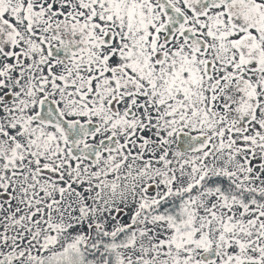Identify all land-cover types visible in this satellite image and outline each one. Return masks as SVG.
Here are the masks:
<instances>
[{
  "label": "snow or ice",
  "instance_id": "6c2138e0",
  "mask_svg": "<svg viewBox=\"0 0 264 264\" xmlns=\"http://www.w3.org/2000/svg\"><path fill=\"white\" fill-rule=\"evenodd\" d=\"M0 264H264V0H0Z\"/></svg>",
  "mask_w": 264,
  "mask_h": 264
}]
</instances>
